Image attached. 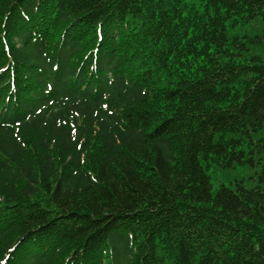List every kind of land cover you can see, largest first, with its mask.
Masks as SVG:
<instances>
[{
  "label": "trees",
  "instance_id": "1",
  "mask_svg": "<svg viewBox=\"0 0 264 264\" xmlns=\"http://www.w3.org/2000/svg\"><path fill=\"white\" fill-rule=\"evenodd\" d=\"M249 22L264 0H0V264H264Z\"/></svg>",
  "mask_w": 264,
  "mask_h": 264
},
{
  "label": "rangeland",
  "instance_id": "2",
  "mask_svg": "<svg viewBox=\"0 0 264 264\" xmlns=\"http://www.w3.org/2000/svg\"><path fill=\"white\" fill-rule=\"evenodd\" d=\"M258 26V27H261L262 25L261 24H257V23H254V22H249L248 24L244 25V26H241L239 29L240 31H244V30H254L255 29V26ZM262 29H264V25L262 26ZM262 52V54H264V50H260ZM253 169H249L247 167H241L237 170L236 174H238L239 176H245V175H248L250 173H253ZM224 177H222V174H218L217 176V179H218V182H220Z\"/></svg>",
  "mask_w": 264,
  "mask_h": 264
}]
</instances>
